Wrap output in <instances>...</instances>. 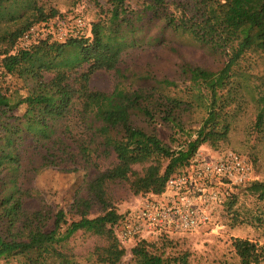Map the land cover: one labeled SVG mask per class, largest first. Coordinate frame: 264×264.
<instances>
[{"label":"trees","instance_id":"16d2710c","mask_svg":"<svg viewBox=\"0 0 264 264\" xmlns=\"http://www.w3.org/2000/svg\"><path fill=\"white\" fill-rule=\"evenodd\" d=\"M125 1L109 0L106 9L99 8L105 19L90 23L88 38L45 40L18 50L17 42L25 31L59 14L43 12L35 0H0V19L17 22L24 16L21 12L36 11L23 24L0 35L3 73L32 83L25 95L0 87V262L4 264H77L65 246L78 231L104 241L94 249L95 263L119 264L126 249L115 230L127 212L118 213L107 186L124 182L134 196L160 195L169 178L183 172L202 145L216 149L228 138L235 111L243 104V86L236 80L234 68L247 53H264V0H199L192 6H182L178 16L170 13L165 0H150L138 12L129 9ZM156 26L160 33L149 36L144 44L167 45L165 32H172L177 39L187 36L199 50L217 58L220 68L213 71L185 65L173 75L167 71L157 75L147 69L137 87L116 83L110 94L89 87L90 77L97 71L119 73L122 53L140 45L135 36L150 33ZM46 74L51 78L47 79ZM178 81L188 82L186 89L193 101L171 91L177 88ZM106 97L111 100L110 106L96 113L94 104ZM194 102L205 114L199 127L175 148L165 145L155 125L184 132L182 117L193 109ZM258 106L255 128L261 130L263 98L258 99ZM16 112L21 115H14ZM73 113L84 123L86 132L75 141L76 150L67 158L78 157L87 164L113 156L114 162L86 183L85 197L74 199L71 211L78 219L68 220L66 213L58 210L52 229L44 231L48 213L28 211L23 206L30 193L19 184L22 146L32 138L36 147H45ZM53 144L50 149L56 151L64 145L60 139ZM46 153V157L50 155L49 150ZM51 158L50 164L57 165L59 157ZM248 190L263 199L264 181L250 183ZM96 204L102 212L89 218ZM170 239L161 235L154 241L137 240L130 250L131 261L187 264L185 254L171 260L154 253L158 243L162 247ZM231 246L240 264L264 260V245L234 238Z\"/></svg>","mask_w":264,"mask_h":264},{"label":"rangeland","instance_id":"374dc122","mask_svg":"<svg viewBox=\"0 0 264 264\" xmlns=\"http://www.w3.org/2000/svg\"><path fill=\"white\" fill-rule=\"evenodd\" d=\"M170 13L178 16L182 6H192L199 0H165ZM126 5L132 11L138 12L150 0H126ZM43 12L57 11L59 16H80L86 21L98 22L105 19L99 8L106 9L109 0H35ZM24 16L17 22L0 19V35L5 31H12L23 24L25 19L36 11L23 13ZM160 27L156 26L150 33L143 32L135 37L140 45L127 49L121 55L118 65L119 73L100 70L95 72L89 80L92 90L110 94L116 83L134 89L140 83V76L144 71L151 69L157 75L163 71L173 75L180 66L190 65L209 68L216 71L220 68L217 58L199 50L194 42L187 36L179 39L172 32H165V46H150L144 44L150 37H156ZM144 39V42L143 40ZM167 46V47H166ZM236 80L243 86V104L240 110L235 111L231 129L225 142L220 143L216 149L202 145L198 152L207 157L216 158L223 153L233 152L246 159L250 165V180L245 185L233 187L229 196L220 204L214 205L211 212V223L203 228L183 235L168 236L171 238L164 246L154 250L162 253L163 257L174 259L186 255L187 264H240L231 243L234 238L247 239L259 245H264V198L248 190L250 183L264 181V127L255 128V118L258 111V99H264V53H247L239 60L234 68ZM46 78L51 76L46 74ZM185 82V81H183ZM176 89L171 91L178 97L193 101L192 95L186 87L188 82H177ZM32 86L15 75H5L0 64V87L8 92L17 90L25 95ZM194 107L182 117L184 132L173 131L171 127L162 124L155 125L159 139L167 146L175 148L186 135L196 130L203 117L204 111ZM111 100L106 97L94 104L96 113L110 106ZM14 115L20 116L21 112ZM58 129L57 136L49 141L45 147L35 146L29 138L22 146L23 159L19 171L20 186L29 191L30 196L23 200V206L28 211L43 210L48 213L47 226L44 231L53 227L54 214L58 210L66 213L67 219L79 217L71 211V205L76 197H85L86 183L100 172L113 164V156L108 159H96L94 163H84L78 157L67 158L76 150L75 141L82 139L86 132L84 123L76 113H73ZM64 125L67 126L65 129ZM139 126H143L138 122ZM175 142L171 141L172 134ZM60 139L64 145L59 146L60 151L51 150L54 141ZM35 147V148H34ZM57 148V147H56ZM50 155L46 157V151ZM55 152V154H53ZM52 155L57 156V165L50 164ZM45 160H42V157ZM97 165V166H95ZM107 194L118 213L124 214L137 206L140 196H134L126 183L115 182L107 186ZM99 205H94L89 218L101 213ZM104 241L81 231L76 232L66 243V252L77 264H97L94 262L93 252L96 247L102 246ZM131 248L119 264H133L131 261ZM0 264H4L0 262ZM258 264H264V260Z\"/></svg>","mask_w":264,"mask_h":264},{"label":"built area","instance_id":"2783aa9c","mask_svg":"<svg viewBox=\"0 0 264 264\" xmlns=\"http://www.w3.org/2000/svg\"><path fill=\"white\" fill-rule=\"evenodd\" d=\"M90 22L80 16H56L32 25L19 38L16 49L25 50L40 41L65 42L90 37ZM250 165L233 152L216 158L197 152L187 168L169 178L160 195L141 197L116 227L125 248L137 240L154 241L161 235L195 232L211 223L212 208L229 196L233 187L250 180Z\"/></svg>","mask_w":264,"mask_h":264}]
</instances>
